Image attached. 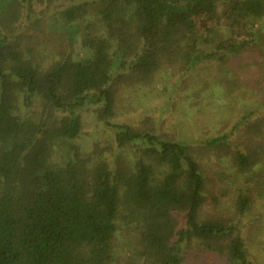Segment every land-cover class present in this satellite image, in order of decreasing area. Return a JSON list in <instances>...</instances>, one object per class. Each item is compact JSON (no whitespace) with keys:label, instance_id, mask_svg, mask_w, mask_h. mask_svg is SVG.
<instances>
[{"label":"trees","instance_id":"16d2710c","mask_svg":"<svg viewBox=\"0 0 264 264\" xmlns=\"http://www.w3.org/2000/svg\"><path fill=\"white\" fill-rule=\"evenodd\" d=\"M263 19L264 0H0V264H114L119 237L144 264H264ZM169 83L184 103L253 102L198 143L110 123L124 90ZM86 108L113 161L71 144Z\"/></svg>","mask_w":264,"mask_h":264},{"label":"rangeland","instance_id":"374dc122","mask_svg":"<svg viewBox=\"0 0 264 264\" xmlns=\"http://www.w3.org/2000/svg\"><path fill=\"white\" fill-rule=\"evenodd\" d=\"M218 24V19L212 22L213 26ZM43 26L45 31L54 36L69 31L68 28L61 25L54 14L44 17ZM220 28L218 27V29ZM254 28L256 35L264 33V19L255 23ZM70 38H73L76 50L83 57L86 54V46L93 35L86 28L79 27L75 35ZM223 39L224 41L228 40V35H224ZM251 70L252 66L249 65L238 66L232 72V77L249 78ZM124 92V96L119 100L120 114L111 119L110 123L133 127H141L144 124H150L156 128L159 126L164 137H174L187 143H198L214 137L216 129H218L217 124L220 118L225 116V112L233 111L238 117L239 111L245 107V104L253 102L252 100H239L236 103L238 105L232 109L225 107L224 101L219 96L209 95L202 101L195 100L191 103H184V100L182 101L176 96L172 83L165 86L160 85L154 90L142 89L136 94H131L129 90H124ZM263 99L264 97H261L259 101ZM93 110L95 109L86 108L80 112L82 131L71 144L85 152L102 151L105 161H113L119 152L113 143L114 130L98 121ZM29 113L31 112L29 111ZM214 160L218 161L217 158ZM1 189L3 188H0V192ZM262 189H264V185ZM118 239L120 240L119 251H117L114 264H144L141 255L132 253L131 246L122 237Z\"/></svg>","mask_w":264,"mask_h":264}]
</instances>
